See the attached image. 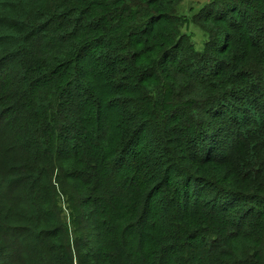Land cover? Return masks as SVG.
Instances as JSON below:
<instances>
[{"label":"trees","instance_id":"1","mask_svg":"<svg viewBox=\"0 0 264 264\" xmlns=\"http://www.w3.org/2000/svg\"><path fill=\"white\" fill-rule=\"evenodd\" d=\"M0 0V264H264V0Z\"/></svg>","mask_w":264,"mask_h":264},{"label":"rangeland","instance_id":"2","mask_svg":"<svg viewBox=\"0 0 264 264\" xmlns=\"http://www.w3.org/2000/svg\"><path fill=\"white\" fill-rule=\"evenodd\" d=\"M211 0H181L178 13L182 18L183 32L189 37L195 49L202 51L204 43L207 40L206 33L192 22L195 14L200 13Z\"/></svg>","mask_w":264,"mask_h":264}]
</instances>
